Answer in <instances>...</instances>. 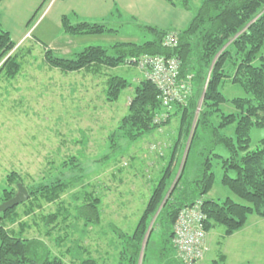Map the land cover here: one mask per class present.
<instances>
[{"label": "rangeland", "instance_id": "1", "mask_svg": "<svg viewBox=\"0 0 264 264\" xmlns=\"http://www.w3.org/2000/svg\"><path fill=\"white\" fill-rule=\"evenodd\" d=\"M51 1L43 4L28 25L42 41L35 38L18 42L16 45L22 50L18 73L13 78L0 75V203L6 191L14 195L17 183L29 193V198L2 223L13 233L20 231L23 237L40 239L64 264H81L87 258L94 259L93 264H116L121 247L112 226L121 234L133 229L169 161L173 141L179 137V114L169 119L158 116L157 123L167 122L135 140L124 136L118 126L128 113L141 70L125 62L115 68L92 64L77 71H63L45 61L42 43L54 54L69 57L89 45L143 42L151 35L137 29L135 23L120 22L111 25L118 29L116 32L71 36L83 39L71 53L63 46L52 48L47 44V36L55 27L49 12L55 0ZM188 2L192 5L197 0ZM113 74L124 77L129 86L120 91L117 99L108 100L105 89ZM204 92L188 138L185 141L181 136L170 186L148 224L137 264H160L161 239L150 228L181 172L182 180H191L204 159L198 147L187 155ZM222 92L228 99L246 95L231 82L223 86ZM220 108L223 113L235 112L231 102L222 103ZM263 137L264 126L252 127L249 150L255 149ZM213 171L215 179L207 196L221 200L230 196L241 201L220 183L222 169L218 163ZM12 172L16 175L9 180ZM56 183L60 186L52 193L43 189ZM93 197L99 198L100 222L86 227L83 219L76 216V207ZM53 213L56 219L47 223L46 218ZM206 232L207 255L199 264H209L213 259L221 264H264V217L248 216L243 227L230 237L219 224H213ZM148 237L154 243L149 240L144 249Z\"/></svg>", "mask_w": 264, "mask_h": 264}, {"label": "trees", "instance_id": "2", "mask_svg": "<svg viewBox=\"0 0 264 264\" xmlns=\"http://www.w3.org/2000/svg\"><path fill=\"white\" fill-rule=\"evenodd\" d=\"M47 1H42L36 13ZM165 1L191 8L189 0ZM120 17L122 11L117 6L112 8L108 17L99 21L77 19L73 12L64 14L60 18L61 32L68 36L116 32L118 29L111 27L110 20ZM131 19L137 29L149 33L151 38L143 42L120 41L110 46L89 45L69 57L54 54L42 43L45 61L63 71H77L92 64L109 68L125 62L135 65V60L143 55H162L179 60L181 80L186 81L190 76L191 92L185 103L172 102L170 107H165L159 90L143 74L134 87L127 106L128 113L118 126L124 136L135 140L167 122L157 123L158 116L169 119L178 113L180 120L179 137L173 141L169 161L152 187L133 229L130 233L121 234L112 226L117 231L121 247L116 264H137L148 224L170 186L168 181H171L170 174L181 136L184 135L185 141L188 138L198 100L205 91L187 151L188 155L192 148L198 147V153L203 154L204 159L191 180H182L181 172L150 228L161 239L159 263L182 264L175 253L172 236L174 221L184 206L201 200L207 216L205 229L219 224L224 227L226 236L242 228L248 216L264 217V137L258 140L255 149L249 150L250 130L264 126V0H200L183 29H161ZM168 34L175 36L174 46L164 43ZM21 52V47L16 45L0 20V75L13 78L18 73ZM109 76L105 92L108 100H115L120 91L129 86V82L118 75ZM227 82L241 87L246 95L228 99L222 92ZM229 102L234 105L235 112L223 113L220 105ZM214 160L222 169L220 183L241 201L230 196L222 200L207 196L215 179ZM15 175L10 173L9 180H13ZM58 186L56 183L43 189L52 193ZM12 195L13 192L6 191L2 200H8ZM92 199L76 207V216L83 219L86 227L100 222L99 198ZM15 207L0 212V264H64L62 258L52 255L40 239L23 237L20 231L13 233L3 227L2 221L12 215ZM56 217L53 213L46 218L47 223L53 222ZM149 240L148 237L144 249L152 242ZM90 263L93 264L94 259L81 261V264ZM209 264L221 263L213 260Z\"/></svg>", "mask_w": 264, "mask_h": 264}, {"label": "crops", "instance_id": "3", "mask_svg": "<svg viewBox=\"0 0 264 264\" xmlns=\"http://www.w3.org/2000/svg\"><path fill=\"white\" fill-rule=\"evenodd\" d=\"M42 1H0L1 24L9 31L11 38L16 44L21 42L22 39L25 41L26 39L36 38L42 41L34 34V30H29V19L36 13ZM199 3V0H197L196 4L190 5L191 8L187 9L181 5H172L165 0H55L51 4L49 12L52 15L50 21L56 28L54 27V30L47 36L50 38L47 44L52 48H56L55 46L58 45L63 46L71 53L72 49L77 47L81 40H83L81 39L82 37H76V39L66 34L59 35L61 33L60 18L64 14L73 12L76 14L77 19L99 21L108 17L112 8L117 6L122 11V18L127 20L111 19V24L120 22L123 24L133 23L131 18H134L141 23L154 25L161 29H183L189 23L192 13L197 9ZM28 32L29 35L26 37V33ZM141 76L143 77L142 72ZM234 233L227 237L232 236Z\"/></svg>", "mask_w": 264, "mask_h": 264}, {"label": "built area", "instance_id": "4", "mask_svg": "<svg viewBox=\"0 0 264 264\" xmlns=\"http://www.w3.org/2000/svg\"><path fill=\"white\" fill-rule=\"evenodd\" d=\"M164 43L174 46L175 36L168 34ZM135 65L157 87L163 106L170 107L172 102L185 103L191 92L190 76L186 81L179 78L180 62L176 57L143 55L135 60ZM202 206L201 200L184 206L174 221L172 244L182 264H199L207 250V216Z\"/></svg>", "mask_w": 264, "mask_h": 264}, {"label": "water", "instance_id": "5", "mask_svg": "<svg viewBox=\"0 0 264 264\" xmlns=\"http://www.w3.org/2000/svg\"><path fill=\"white\" fill-rule=\"evenodd\" d=\"M29 197V193L24 185L21 183L16 184V191L14 195L6 200L0 203V212L6 211L8 209H11L23 202H25Z\"/></svg>", "mask_w": 264, "mask_h": 264}]
</instances>
